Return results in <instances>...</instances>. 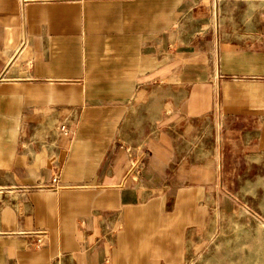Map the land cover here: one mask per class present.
Returning a JSON list of instances; mask_svg holds the SVG:
<instances>
[{
  "label": "crops",
  "instance_id": "1",
  "mask_svg": "<svg viewBox=\"0 0 264 264\" xmlns=\"http://www.w3.org/2000/svg\"><path fill=\"white\" fill-rule=\"evenodd\" d=\"M232 148L264 164V0H0V264H185Z\"/></svg>",
  "mask_w": 264,
  "mask_h": 264
},
{
  "label": "rangeland",
  "instance_id": "2",
  "mask_svg": "<svg viewBox=\"0 0 264 264\" xmlns=\"http://www.w3.org/2000/svg\"><path fill=\"white\" fill-rule=\"evenodd\" d=\"M218 77L220 80L221 73L216 65L207 73L210 83L204 86L205 96L213 85L211 80ZM209 103L205 98V109ZM204 125L210 132L211 118ZM218 129L222 140L221 121ZM244 151L232 148L224 152L218 165L219 195L209 199V205L213 203L218 211L208 215L203 245L189 250L185 264H264V164H245Z\"/></svg>",
  "mask_w": 264,
  "mask_h": 264
},
{
  "label": "built area",
  "instance_id": "3",
  "mask_svg": "<svg viewBox=\"0 0 264 264\" xmlns=\"http://www.w3.org/2000/svg\"><path fill=\"white\" fill-rule=\"evenodd\" d=\"M22 3H28L30 1H35V0H20ZM214 7H216V3L218 2V0H212ZM215 9V8H214ZM59 132L63 135V136H67L69 134V130L65 125H60L59 126ZM142 170V160L140 157L136 156V155H132L130 157L129 160V169L127 172V177L133 181V182H137L138 178L140 176ZM54 183H56V180H53ZM35 235L37 236L36 239V244L40 245L41 244V237L44 235L43 232H35Z\"/></svg>",
  "mask_w": 264,
  "mask_h": 264
}]
</instances>
